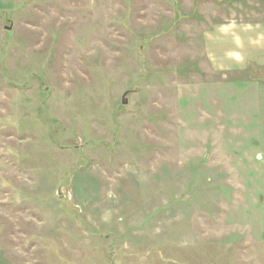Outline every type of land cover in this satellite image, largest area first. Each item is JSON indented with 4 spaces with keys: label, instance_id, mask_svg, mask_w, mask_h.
I'll use <instances>...</instances> for the list:
<instances>
[{
    "label": "rangeland",
    "instance_id": "1",
    "mask_svg": "<svg viewBox=\"0 0 264 264\" xmlns=\"http://www.w3.org/2000/svg\"><path fill=\"white\" fill-rule=\"evenodd\" d=\"M0 264H264V0H0Z\"/></svg>",
    "mask_w": 264,
    "mask_h": 264
},
{
    "label": "water",
    "instance_id": "2",
    "mask_svg": "<svg viewBox=\"0 0 264 264\" xmlns=\"http://www.w3.org/2000/svg\"><path fill=\"white\" fill-rule=\"evenodd\" d=\"M121 103L122 104H125L126 103V100H125L124 96L121 97Z\"/></svg>",
    "mask_w": 264,
    "mask_h": 264
}]
</instances>
